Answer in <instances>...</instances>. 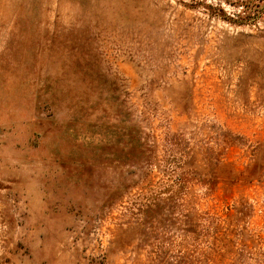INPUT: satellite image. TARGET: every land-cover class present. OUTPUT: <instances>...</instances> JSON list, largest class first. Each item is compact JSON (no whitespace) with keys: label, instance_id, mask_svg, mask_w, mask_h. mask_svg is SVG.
Listing matches in <instances>:
<instances>
[{"label":"rangeland","instance_id":"rangeland-1","mask_svg":"<svg viewBox=\"0 0 264 264\" xmlns=\"http://www.w3.org/2000/svg\"><path fill=\"white\" fill-rule=\"evenodd\" d=\"M0 264H264V0H0Z\"/></svg>","mask_w":264,"mask_h":264}]
</instances>
